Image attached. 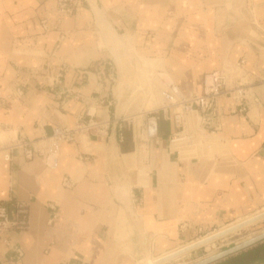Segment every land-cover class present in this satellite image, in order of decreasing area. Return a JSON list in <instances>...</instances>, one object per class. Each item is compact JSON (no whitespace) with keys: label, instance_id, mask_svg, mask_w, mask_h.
I'll list each match as a JSON object with an SVG mask.
<instances>
[{"label":"crops","instance_id":"obj_1","mask_svg":"<svg viewBox=\"0 0 264 264\" xmlns=\"http://www.w3.org/2000/svg\"><path fill=\"white\" fill-rule=\"evenodd\" d=\"M54 4L0 0V201L29 210L0 264H132L264 209V0H85L84 16L60 23ZM122 37L157 55L143 60L184 95L242 63L229 85L246 86L247 105L220 96L215 132L198 112L177 126L179 107L164 106L147 138L112 84ZM88 119L100 126L63 143L57 169L5 150L18 139L39 148L55 127Z\"/></svg>","mask_w":264,"mask_h":264},{"label":"built area","instance_id":"obj_2","mask_svg":"<svg viewBox=\"0 0 264 264\" xmlns=\"http://www.w3.org/2000/svg\"><path fill=\"white\" fill-rule=\"evenodd\" d=\"M77 2L76 0H55L53 11L59 16L58 23L61 22L62 16H75ZM45 29H49V24L46 20L42 22ZM65 34L60 35L63 40ZM242 69V63L236 66L234 71ZM231 68L227 70H219L207 74L204 79V91L202 94L191 93L189 95L182 94L180 88L168 79L165 80V88L163 90V99L166 108L177 106L179 112L175 114V122L177 126L183 127L186 116L191 112H198L203 122L204 127L215 132L214 125L219 116L217 101L222 95L235 96L239 101L246 102L247 88L244 84L238 83L229 85ZM247 105V102H246ZM245 105V106H246ZM87 115L92 118L90 109ZM158 116L149 118L145 128L147 138L157 136ZM100 123L94 119L82 120L75 127L57 126L54 128L50 137L45 139V144L39 148H31L30 141L27 139H18L14 143L5 148L8 156L10 151L22 149L27 158H32L35 155L40 157L45 165L50 169H56L59 166L60 149L63 143L74 142L76 136L82 132H90L93 129H98ZM64 184L69 186V181L64 179ZM15 211L12 213L7 203L0 201V244L4 246L10 245V240L7 237L10 231H25L29 226V210L28 204L25 202H15ZM12 215L14 218H12Z\"/></svg>","mask_w":264,"mask_h":264},{"label":"rangeland","instance_id":"obj_3","mask_svg":"<svg viewBox=\"0 0 264 264\" xmlns=\"http://www.w3.org/2000/svg\"><path fill=\"white\" fill-rule=\"evenodd\" d=\"M75 12L76 13L74 17H80L79 7H76ZM123 39L126 41L128 47V49H126L127 53H122L120 56H117L116 62L113 54H110L113 66L116 71V63L119 66V75L117 76V72L114 74V81L112 84L115 82L114 90L117 96L121 99V105L124 107V117L141 122V126L143 127V124L147 125L149 118L158 115L160 110L166 106L163 99V90L166 86L165 80H173L167 75L164 69L159 70L161 66L155 63L157 60H143V58H156L157 55L153 53L151 55H147L146 53L144 54L138 52V50L134 51L131 48V42L127 41L125 38ZM161 71L167 76L163 75ZM12 143L14 142H11V144ZM259 213H264V209L256 212V214ZM250 218L252 217L248 216L245 218H239L229 223L230 225L227 224L225 226H221V228H213L211 230L199 232L196 235H190L188 238H183L182 242H178L175 246L176 248H174L173 251H176L190 243L208 238L220 231H223L229 226L233 227ZM262 233H264V219L239 231L218 237L214 241L203 246L193 248L190 252H188L189 254L186 253L181 257L179 256L178 258L170 260L164 264H193L196 261L227 250ZM151 255L152 256H148L147 258L143 259L141 253L136 254L137 260H135V262L132 264H135L138 260H141L138 264H146L149 259L155 258L154 256H157L158 254H155L151 250Z\"/></svg>","mask_w":264,"mask_h":264},{"label":"bare ground","instance_id":"obj_4","mask_svg":"<svg viewBox=\"0 0 264 264\" xmlns=\"http://www.w3.org/2000/svg\"><path fill=\"white\" fill-rule=\"evenodd\" d=\"M76 2H77V6L79 7L80 14H82L84 16L85 8H86L85 0H76ZM179 140L180 139H176V142L179 141ZM250 217H252V218L247 219V220H245V221L241 222L240 224L235 225L233 227L229 226V227L225 228L224 230L222 229L223 231H220V232H218V233H216V234H214V235H212V236H210L208 238H205V239L197 241V242L190 243V244H188L186 246H183V247L179 248L176 251L172 250L171 252H169L167 254H165L166 253L165 252L164 255H161L158 258L155 257V258L149 259L148 262H146V264H164L166 262H169L170 260L178 258L179 256L181 257L182 255L190 252L193 248L203 246V245H205V244H207L209 242L214 241L218 237H222V236L231 234L233 232L239 231V230H241V229H243V228H245L247 226H250V225H252V224H254V223L258 222V221L263 220L264 219V213L255 214V215H252Z\"/></svg>","mask_w":264,"mask_h":264},{"label":"water","instance_id":"obj_5","mask_svg":"<svg viewBox=\"0 0 264 264\" xmlns=\"http://www.w3.org/2000/svg\"><path fill=\"white\" fill-rule=\"evenodd\" d=\"M241 8L240 5H238V9ZM264 242V233L255 236L251 238L250 240H247L241 244H238L236 246H233L227 250L221 251L215 255L206 257L204 259H201L199 261H196L193 264H215L217 262H220L222 260H225L226 258L236 255L242 251L247 250L248 248L257 245L258 243ZM134 263V262H133Z\"/></svg>","mask_w":264,"mask_h":264},{"label":"trees","instance_id":"obj_6","mask_svg":"<svg viewBox=\"0 0 264 264\" xmlns=\"http://www.w3.org/2000/svg\"><path fill=\"white\" fill-rule=\"evenodd\" d=\"M215 264H264V242Z\"/></svg>","mask_w":264,"mask_h":264}]
</instances>
